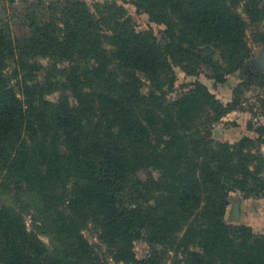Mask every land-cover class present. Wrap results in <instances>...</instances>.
Returning <instances> with one entry per match:
<instances>
[{
	"label": "trees",
	"instance_id": "1",
	"mask_svg": "<svg viewBox=\"0 0 264 264\" xmlns=\"http://www.w3.org/2000/svg\"><path fill=\"white\" fill-rule=\"evenodd\" d=\"M241 1L137 0L167 24L166 44L120 21L117 4L26 2L19 25L0 20V186L17 198L0 203V264H103L83 234L91 222L117 262L167 264L172 253L171 264H264V230L224 219L231 192L264 194L256 141L213 139L240 102L224 104L199 82L165 97L175 65L195 74L205 62L224 81L250 57L247 29L263 19L264 0L246 1L249 21ZM207 44L227 65L198 52ZM255 81L264 87V71L242 86ZM30 194L39 198L33 212L20 202ZM137 241L151 248L145 258Z\"/></svg>",
	"mask_w": 264,
	"mask_h": 264
},
{
	"label": "rangeland",
	"instance_id": "2",
	"mask_svg": "<svg viewBox=\"0 0 264 264\" xmlns=\"http://www.w3.org/2000/svg\"><path fill=\"white\" fill-rule=\"evenodd\" d=\"M88 6L96 11V4L110 5L117 4L122 10L117 17L120 21L126 18L130 19L132 27L138 31L153 32L159 42L167 40L165 30L168 28L165 22L154 21L150 14L136 5L137 0H82ZM247 0L240 2L237 7L238 12L242 13L244 18L248 19L244 12V6ZM26 2L40 4H50L51 0H3L0 7V20L13 21L12 26L19 25L20 20L24 18ZM233 0H228L232 4ZM169 19L176 21L175 17L169 12ZM249 21V19H248ZM181 28H178L180 31ZM264 17L256 25L250 26L247 29V43L251 48V55L240 68L237 70L225 73L224 81H220V76L223 71L217 72L212 69L208 63H189L196 66V73L189 74L187 71L175 65L174 67V84L172 88L166 87L167 94L165 95L167 102H172L177 99L181 91L194 88L196 83H202L208 87L210 92L214 94L218 100L224 104L232 102L237 99L240 102L239 108L227 114L222 120L217 123L212 130L213 139L216 142H224L235 144L243 137H250L256 141L254 147L251 148L253 156L264 158V87H261L259 81H255L251 86H242L248 77L256 72L264 71V62L262 61V53L264 52ZM198 52L207 58L212 56L214 61H218L223 65H227L224 50L214 45H203L198 48ZM39 61L44 66L49 64L46 58H39ZM151 87L149 81L144 79L142 87L143 94H149ZM59 93H53L48 96L49 100L57 101ZM258 165V161L254 160L252 169ZM145 175V174H144ZM264 176V174H263ZM2 182V175L0 174V184ZM15 192L9 190H2L0 186V203L7 206L16 204L17 198H14ZM23 200V201H22ZM20 202L24 205H31V212L36 210L39 204V198L35 194H30L28 197L24 195ZM230 204L225 215V221L228 224L247 225L255 232H262L264 230V194L256 195L247 193L241 189H236L229 195ZM18 204H22L19 203ZM33 204V205H32ZM32 214L26 216V221L29 229H34V222ZM41 230V229H40ZM41 232V231H40ZM84 236L95 247L97 253L103 261V264H126L124 262H117L112 259L108 252L105 242L100 237L101 230L96 223H89L83 229ZM42 240L47 245H52V239L44 233H41ZM150 246L144 241H137L135 244V251L139 258H145L150 252ZM172 253L167 255V264L172 262Z\"/></svg>",
	"mask_w": 264,
	"mask_h": 264
},
{
	"label": "water",
	"instance_id": "3",
	"mask_svg": "<svg viewBox=\"0 0 264 264\" xmlns=\"http://www.w3.org/2000/svg\"><path fill=\"white\" fill-rule=\"evenodd\" d=\"M167 43V41L165 40V42H161V44H166ZM262 61L264 62V52L262 53Z\"/></svg>",
	"mask_w": 264,
	"mask_h": 264
},
{
	"label": "flooded vegetation",
	"instance_id": "4",
	"mask_svg": "<svg viewBox=\"0 0 264 264\" xmlns=\"http://www.w3.org/2000/svg\"><path fill=\"white\" fill-rule=\"evenodd\" d=\"M167 41V40H166ZM164 42H165V40H164ZM161 43V42H160Z\"/></svg>",
	"mask_w": 264,
	"mask_h": 264
}]
</instances>
